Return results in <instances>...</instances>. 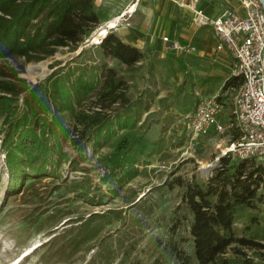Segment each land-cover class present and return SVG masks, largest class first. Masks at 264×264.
I'll use <instances>...</instances> for the list:
<instances>
[{
  "label": "rangeland",
  "instance_id": "374dc122",
  "mask_svg": "<svg viewBox=\"0 0 264 264\" xmlns=\"http://www.w3.org/2000/svg\"><path fill=\"white\" fill-rule=\"evenodd\" d=\"M98 28L77 50L58 49L42 61L26 64L24 72H19L22 59L5 63L31 83L44 80L55 69L98 66L103 61L95 48L99 42L93 41ZM82 49L86 54L76 57ZM214 53L201 58L196 50L191 54L165 51L131 69L105 60L129 81L131 99L147 109L142 111L139 129L122 131L131 137L126 153L91 146L79 152L68 141H60L66 156L55 149L53 157L59 161L55 176L7 198V170L0 147V264H41L40 255L53 236L61 233L64 240L88 219L98 235L80 245L70 261L47 264H178L169 251L171 245L190 253L188 223L173 225L180 213L181 189L171 190L167 184L176 177L208 176L237 135L230 125L233 90L222 91L230 73L229 57L217 47ZM216 95L225 97L223 133L191 140L184 116L200 99ZM128 171H135L134 176ZM242 251L252 264H264V256L256 251Z\"/></svg>",
  "mask_w": 264,
  "mask_h": 264
},
{
  "label": "trees",
  "instance_id": "16d2710c",
  "mask_svg": "<svg viewBox=\"0 0 264 264\" xmlns=\"http://www.w3.org/2000/svg\"><path fill=\"white\" fill-rule=\"evenodd\" d=\"M99 25L93 0H0V147L8 179L5 197H15L43 178L55 176L59 165L53 157L55 149L66 156L60 141H68L79 152L87 146L113 147L120 154L131 148L130 135L122 131L139 129L142 111L147 109L131 99L129 81L105 60L131 69L145 60V54L115 32L108 31L96 45L103 59L98 66L55 69L44 80L31 83L5 63L22 59L19 72H24L26 64L42 61L58 49L77 50ZM85 54L82 49L76 57ZM240 84V78L228 77L222 91ZM232 131L237 134L232 141L238 140L237 131ZM217 160L208 176L176 177L167 184L171 190L181 189L174 228L187 222L190 236V253L169 248L178 264H252L242 248L264 256V162L255 157L234 160L230 154ZM134 172L127 175L134 176ZM91 221L85 220L64 240L61 233L53 236L40 255L41 264L70 261L80 245L98 235Z\"/></svg>",
  "mask_w": 264,
  "mask_h": 264
},
{
  "label": "built area",
  "instance_id": "2783aa9c",
  "mask_svg": "<svg viewBox=\"0 0 264 264\" xmlns=\"http://www.w3.org/2000/svg\"><path fill=\"white\" fill-rule=\"evenodd\" d=\"M198 0H176L179 7L193 11L192 21L207 26L217 39V48L231 58L230 76L241 79L237 88H231V126L239 138L231 141L222 155L230 154L240 160L255 157L264 162V10L259 0H239L242 13L227 8L214 18L196 8ZM165 49L175 53L191 54L192 44L162 37ZM225 97L200 99L193 110L184 116L186 133L193 140L210 134H222L225 125L221 119Z\"/></svg>",
  "mask_w": 264,
  "mask_h": 264
},
{
  "label": "crops",
  "instance_id": "0c3cea01",
  "mask_svg": "<svg viewBox=\"0 0 264 264\" xmlns=\"http://www.w3.org/2000/svg\"><path fill=\"white\" fill-rule=\"evenodd\" d=\"M93 2L100 17L99 28L105 27L107 31L115 32L123 42L143 51L145 59L159 58L168 51L162 37L178 40L182 44H192L201 58L215 52L218 41L211 29L207 26L198 27L192 21L193 11L179 7L176 0ZM196 8L209 18L218 16L227 8L242 13L239 0H198ZM110 21H113V27H109ZM230 66L229 57V71Z\"/></svg>",
  "mask_w": 264,
  "mask_h": 264
},
{
  "label": "bare ground",
  "instance_id": "6f19581e",
  "mask_svg": "<svg viewBox=\"0 0 264 264\" xmlns=\"http://www.w3.org/2000/svg\"><path fill=\"white\" fill-rule=\"evenodd\" d=\"M109 27H113V21H110L108 23ZM107 25V26H108ZM107 33V30L105 27H100L94 34L93 41L94 42H100V39H102Z\"/></svg>",
  "mask_w": 264,
  "mask_h": 264
},
{
  "label": "water",
  "instance_id": "95a60500",
  "mask_svg": "<svg viewBox=\"0 0 264 264\" xmlns=\"http://www.w3.org/2000/svg\"><path fill=\"white\" fill-rule=\"evenodd\" d=\"M259 2H260V4H261V6H262V8H263V10H264V0H259ZM102 39H100V41H101Z\"/></svg>",
  "mask_w": 264,
  "mask_h": 264
}]
</instances>
